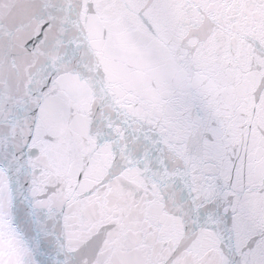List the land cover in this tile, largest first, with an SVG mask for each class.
Listing matches in <instances>:
<instances>
[{
    "label": "snow or ice",
    "instance_id": "obj_1",
    "mask_svg": "<svg viewBox=\"0 0 264 264\" xmlns=\"http://www.w3.org/2000/svg\"><path fill=\"white\" fill-rule=\"evenodd\" d=\"M0 264H264V0H0Z\"/></svg>",
    "mask_w": 264,
    "mask_h": 264
}]
</instances>
